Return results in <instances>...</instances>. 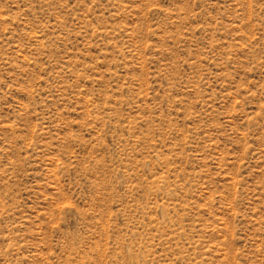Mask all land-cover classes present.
<instances>
[{"label": "rangeland", "instance_id": "rangeland-1", "mask_svg": "<svg viewBox=\"0 0 264 264\" xmlns=\"http://www.w3.org/2000/svg\"><path fill=\"white\" fill-rule=\"evenodd\" d=\"M0 264H264V0H0Z\"/></svg>", "mask_w": 264, "mask_h": 264}]
</instances>
